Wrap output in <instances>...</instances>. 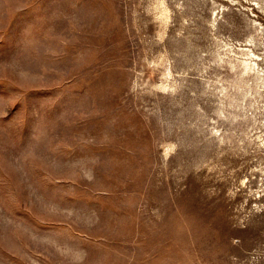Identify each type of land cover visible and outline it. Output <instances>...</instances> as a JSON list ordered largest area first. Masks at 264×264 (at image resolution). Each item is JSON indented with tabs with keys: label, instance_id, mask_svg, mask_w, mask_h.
Returning a JSON list of instances; mask_svg holds the SVG:
<instances>
[{
	"label": "rangeland",
	"instance_id": "374dc122",
	"mask_svg": "<svg viewBox=\"0 0 264 264\" xmlns=\"http://www.w3.org/2000/svg\"><path fill=\"white\" fill-rule=\"evenodd\" d=\"M0 264H264V0H0Z\"/></svg>",
	"mask_w": 264,
	"mask_h": 264
}]
</instances>
